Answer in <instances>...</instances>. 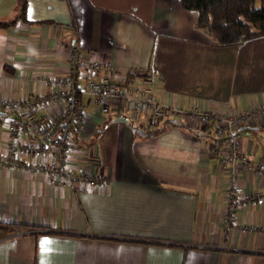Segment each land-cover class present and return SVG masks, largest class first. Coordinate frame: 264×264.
<instances>
[{
	"label": "crops",
	"instance_id": "0c3cea01",
	"mask_svg": "<svg viewBox=\"0 0 264 264\" xmlns=\"http://www.w3.org/2000/svg\"><path fill=\"white\" fill-rule=\"evenodd\" d=\"M196 17L179 0H0V23L10 24L0 28V152L15 141L11 121L26 122L25 104L52 95L47 77L67 72L71 46L110 63L112 84L150 77V97L170 108L262 109L264 35L216 46ZM7 99L14 110L2 108ZM51 99L37 116L58 112ZM78 102L84 123L69 157L108 182L52 185L47 153L0 163V264H264V198L228 210L216 154L233 138L251 163L264 159V114L227 135L193 118L166 114L149 127L122 103L101 113L86 95ZM18 138L34 140L21 129ZM239 183L264 187L249 171Z\"/></svg>",
	"mask_w": 264,
	"mask_h": 264
},
{
	"label": "built area",
	"instance_id": "2783aa9c",
	"mask_svg": "<svg viewBox=\"0 0 264 264\" xmlns=\"http://www.w3.org/2000/svg\"><path fill=\"white\" fill-rule=\"evenodd\" d=\"M66 59L68 70L65 74L47 77V82L52 88V95L47 96L49 99L40 96L36 101L26 103L24 106L25 127L34 140L21 143L18 138L21 126L18 120H12L11 123L17 129V134L15 141L7 140L5 143L4 152H0V163L13 164L19 160L23 150L47 153L51 159L42 167L47 181L52 185L65 186L69 190H90L104 186L108 182L106 179L92 178L88 174L78 173L69 157L73 148L72 134L80 133L84 123L79 109V95L88 96L101 113L107 111L111 102L122 103L132 120L144 118L149 127L166 114H170L193 118L200 126H208L212 123L218 134L231 135L236 127L251 125L255 120H261L264 114V104L262 109L236 110L231 114H226L222 108L213 111L197 110L194 105L185 109L170 108L150 97L152 87L150 77H140L135 80L122 77L121 84L116 85L109 82L112 77L110 63H102L95 56H84L75 46L68 49ZM51 98L61 99L62 106L58 108V112L37 116L38 110L53 105L56 100ZM2 108L10 111L16 106L7 99L2 103ZM58 125H61L60 132L52 140L42 142L41 140L49 136ZM216 154L218 165L226 167L227 185L224 199L228 210L250 204L253 199L264 198V187L261 193L246 192L239 183L240 175L245 171L260 175L264 179V159L251 163L241 153L240 144L233 138ZM227 221H230L229 218ZM24 234L26 232L15 230L11 237Z\"/></svg>",
	"mask_w": 264,
	"mask_h": 264
},
{
	"label": "trees",
	"instance_id": "16d2710c",
	"mask_svg": "<svg viewBox=\"0 0 264 264\" xmlns=\"http://www.w3.org/2000/svg\"><path fill=\"white\" fill-rule=\"evenodd\" d=\"M258 2V7L254 3ZM181 9L196 12V26L207 32L216 46H231L249 38L264 35V0H179ZM20 4L19 16H23ZM10 24L0 23V28ZM138 72L128 73L127 76ZM139 75V73H138ZM19 121V119H17ZM26 131L25 123H20ZM61 129L55 127L51 133ZM49 136L41 141L48 142Z\"/></svg>",
	"mask_w": 264,
	"mask_h": 264
},
{
	"label": "rangeland",
	"instance_id": "374dc122",
	"mask_svg": "<svg viewBox=\"0 0 264 264\" xmlns=\"http://www.w3.org/2000/svg\"><path fill=\"white\" fill-rule=\"evenodd\" d=\"M254 7H255V8L258 7V2H255V3H254Z\"/></svg>",
	"mask_w": 264,
	"mask_h": 264
}]
</instances>
